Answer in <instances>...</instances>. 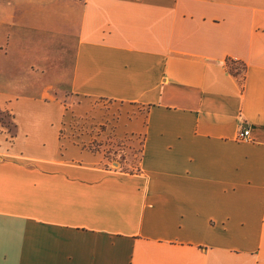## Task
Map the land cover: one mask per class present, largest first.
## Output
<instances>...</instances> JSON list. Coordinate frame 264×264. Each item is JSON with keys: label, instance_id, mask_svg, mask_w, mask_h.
Instances as JSON below:
<instances>
[{"label": "crops", "instance_id": "crops-1", "mask_svg": "<svg viewBox=\"0 0 264 264\" xmlns=\"http://www.w3.org/2000/svg\"><path fill=\"white\" fill-rule=\"evenodd\" d=\"M99 101L137 170L64 134ZM0 113V264H264V0H0Z\"/></svg>", "mask_w": 264, "mask_h": 264}, {"label": "rangeland", "instance_id": "rangeland-1", "mask_svg": "<svg viewBox=\"0 0 264 264\" xmlns=\"http://www.w3.org/2000/svg\"><path fill=\"white\" fill-rule=\"evenodd\" d=\"M138 110L99 101L89 112H67L64 134L78 145L102 153L107 167L133 172L138 168L142 137L124 134V128L133 121ZM0 122L9 131L13 130L10 115L0 113Z\"/></svg>", "mask_w": 264, "mask_h": 264}, {"label": "built area", "instance_id": "built-area-1", "mask_svg": "<svg viewBox=\"0 0 264 264\" xmlns=\"http://www.w3.org/2000/svg\"><path fill=\"white\" fill-rule=\"evenodd\" d=\"M249 138V130L246 128H241L238 134L239 140H248Z\"/></svg>", "mask_w": 264, "mask_h": 264}]
</instances>
